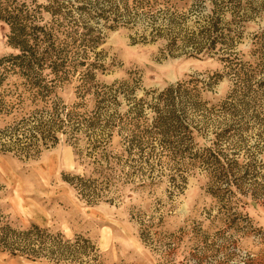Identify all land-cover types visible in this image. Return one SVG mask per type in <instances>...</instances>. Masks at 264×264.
Instances as JSON below:
<instances>
[{
	"label": "rangeland",
	"instance_id": "obj_1",
	"mask_svg": "<svg viewBox=\"0 0 264 264\" xmlns=\"http://www.w3.org/2000/svg\"><path fill=\"white\" fill-rule=\"evenodd\" d=\"M25 1L0 58L68 70L49 93L47 69L3 74L0 130L19 131L0 148V264H264V0H84L80 18ZM52 108L70 112L55 140L30 129Z\"/></svg>",
	"mask_w": 264,
	"mask_h": 264
},
{
	"label": "trees",
	"instance_id": "obj_2",
	"mask_svg": "<svg viewBox=\"0 0 264 264\" xmlns=\"http://www.w3.org/2000/svg\"><path fill=\"white\" fill-rule=\"evenodd\" d=\"M19 0H0V19L5 20L7 23H9L11 25L12 31L14 34L18 33V31H20V28H15L14 23H16V20L18 19V15L14 14L13 10H8V4L9 3H18ZM71 1V2H69ZM75 0H47V4L43 5V7L49 12V14L51 15V17H55L56 14L62 12V7L63 5L70 4L69 9L66 10V12H71L72 9L76 10L77 12H79V18L80 17H85L86 12L88 11L87 9V2L86 1H79V4H76L74 2ZM21 4V6H25L26 1L25 0H21V2H19ZM66 3V4H65ZM89 7V6H88ZM14 9H17V6H15ZM102 11L100 12V15H102ZM67 16V15H64ZM75 19V21L73 20V23H79L80 20ZM54 22H56V19L54 20ZM50 26L48 27V25H34V29L36 30V32H38L39 35H41L43 38H45L46 40H49V38L51 37V33H50ZM213 28V27H212ZM83 29V28H81ZM86 30H88V32L90 31V29H88V27L85 28ZM18 30V31H17ZM22 31V28H21ZM82 36L87 35L86 32H81ZM89 34V33H88ZM12 39V37H11ZM96 39V38H95ZM217 36H211L209 37V43L207 44V46L205 47V51H207L208 53L210 51H212L213 49L217 48ZM94 39L92 38L91 41H93ZM52 45V44H51ZM200 47H195L194 51L198 52L200 50ZM19 50H21V52L26 51V48L24 46V44L21 43L20 46H18ZM17 58H21V56L19 54L17 55H7L5 57L0 58V85L2 83V77L3 74L5 72H10V71H15L18 70L21 72V70H23L24 72H26V74H41L43 73L44 69L48 70V74L51 75L52 77L47 80V82L42 83L39 81H35L33 82L37 87V91L43 93L42 91L44 90L45 92L49 93L51 91H53L54 89V85L58 82L59 79H61L63 76H65V73L67 72V68H62L60 66L59 63H57L56 61L52 60L48 63L46 62H34V63H30V62H25V61H21L18 60ZM87 67L85 68V70L81 73V74H85L86 76L91 74L92 72V68L97 66L98 64L94 61L88 62L86 63ZM67 69V70H66ZM49 82L51 84H49ZM184 81H180L177 82L175 85L170 84L168 87L164 88L162 91H160L158 93V96H160L161 98L163 96H165V99H171L173 98V94L174 92H178L180 93V91L182 90V88L184 89ZM53 85V86H51ZM41 88L42 90L39 91L38 89ZM12 107H16L14 104L12 105ZM7 109V104L4 101L3 98V93L2 91H0V114L3 113V111H5ZM50 116L51 118H49L48 120L44 121V122H38L37 124H35L34 126H31L30 129L33 128H37L38 130L40 129L39 126H42V130L39 131V133L41 135H43V137H51L53 140L56 139V132L57 130H61V132H67L66 128L64 130L62 125L64 122L65 123H70V112H65L64 113V117H59L58 112L55 108H52L50 110ZM128 114L124 115V116H120L118 119L120 121V123L117 124V127L119 128H125L127 130H129L131 133H137L138 131V126L136 125L135 122H132L130 120H128L126 123L131 124L130 127L128 128L125 125V117H127ZM56 117V119L54 118ZM67 117V118H66ZM125 120V121H124ZM108 122V120H107ZM60 123V124H59ZM120 125V126H119ZM37 130V131H38ZM15 131H19V128H14V129H8L6 128V130L1 131L0 130V148L3 150H10L13 149L12 147L15 146L16 141L13 140H17L18 136L17 133H15ZM19 133V132H18ZM75 132L70 133V137H76L74 136ZM113 135V134H112ZM108 140L106 141L105 144L109 143L110 138H112L110 136V134L107 136ZM76 143V142H74ZM16 148V146H15ZM20 149V148H19ZM92 149H95V155H97V157H100L102 159H104L105 161H109V157L110 154L108 153V148L107 146L104 147H99L98 145H93ZM78 153V151H77ZM109 164L111 162H108ZM111 167V166H109ZM110 169V168H109ZM80 180H82V178H80ZM2 228L4 229H9L10 227L7 225H4ZM1 247V246H0ZM5 248V247H3Z\"/></svg>",
	"mask_w": 264,
	"mask_h": 264
}]
</instances>
